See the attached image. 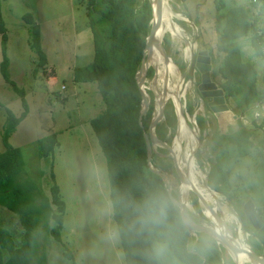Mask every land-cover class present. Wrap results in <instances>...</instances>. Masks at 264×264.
Segmentation results:
<instances>
[{"label":"rangeland","instance_id":"obj_1","mask_svg":"<svg viewBox=\"0 0 264 264\" xmlns=\"http://www.w3.org/2000/svg\"><path fill=\"white\" fill-rule=\"evenodd\" d=\"M141 1L138 0L139 3ZM167 1L173 12L172 19L181 26L182 33L177 35L169 28L163 29L159 21L161 42L166 55L175 67L172 66L170 70L171 82L166 83L164 88L167 89L166 100L162 108L163 115L160 113V118L155 122V134L161 140L170 143V146L177 139V115L173 94L180 79L184 83V85L180 83V89L182 85L184 89L179 99L183 111L190 119L188 124L192 128L186 123L185 126H188L192 133L196 130L195 140L198 137L199 141L197 147L193 148L192 155L196 164L197 178L199 173H205L204 180L208 181L207 173L218 149V146L215 148L213 146L219 135L232 128L229 126L230 123H237L235 125L242 123L254 130V145L249 149L242 151L233 148V143H230L229 192L231 197L215 190L219 195V201L224 203L228 213L234 216L232 220H225L229 231L235 234L240 228L241 230L237 231L238 238L246 244L249 243L250 234L243 232V223L236 208H242L245 200L250 198L258 212L264 216L262 213L264 135L261 129L256 128V124L264 120V100L254 101L249 106H244L241 102L239 86H235L234 95L226 96L223 79L218 71L223 52L217 47L219 36L214 25L215 4L217 1H222L224 4L222 10L235 4H243L248 8L250 17L257 14L262 19H264V10L259 8V3L256 6L252 5L250 0ZM25 13H30L40 25L41 46L46 53L44 66L38 64L39 57L29 43L30 23L24 19ZM1 15L7 34L6 56L9 77L17 86L24 89L28 103L25 116L9 135V142L20 147L25 163V173L49 197H51L50 186L56 182L59 186V195L64 201L62 225L58 230L59 237L56 239L50 231V228L57 224L55 219L50 217L47 228L42 223L35 230V254L44 251L45 264H126L117 226L112 217L106 158L90 124V119L103 111L105 103L96 81H78L73 78L75 66L89 64L93 59V41L87 17L86 0H1ZM261 25L262 22L258 21V26ZM238 41L243 58L250 59L254 63L259 88H264V57L254 54L250 43V32L240 37ZM203 48H207L210 55L211 79L223 88L228 105L234 107L232 109L234 114L231 112L233 118L226 123L221 124L218 121V117L223 118L226 114L225 110H222L211 111L213 115L214 113L217 115H214L213 122L207 124L210 109L206 98L201 97L197 88L199 74L196 70H193L191 75L188 72L191 54ZM3 57L0 34V62ZM148 58L152 60L151 65L155 64L156 70L160 71L159 78L154 77L150 81L148 79H151V76L141 81L145 90L152 92L150 94L147 91L148 97L144 94V118L149 127L165 82L164 78H161V75H164V68L159 61V52L153 44L150 46ZM144 69L145 67L139 72L140 80ZM21 100L20 95L5 80L0 71V151L5 148L2 133L7 113L11 111L15 115L20 114L24 109ZM186 102L191 104L192 112L187 111ZM150 105L152 110L149 115H146ZM242 105L243 112L240 114ZM194 113L195 116L201 114L205 117V127L202 131ZM50 132L56 133L58 142L52 153L40 155L37 140ZM188 134L190 133L184 132V139L177 141V145L181 160L188 162V166H192L190 174L193 177L195 172L193 162L186 161L192 142V136ZM157 143L153 145L155 156L151 159L153 162L151 165L165 171L172 195L176 199L177 196L178 198L181 196L180 200L184 205L185 186L180 182L174 158L167 146ZM197 196L194 191H189L187 214L194 221L213 225L210 212L206 210L207 207L203 202V195L198 198L206 211H203L198 203L201 213L192 202V198L197 199ZM52 206L56 210L55 205ZM217 213L219 214V210ZM244 217L246 223L250 224L245 214ZM18 221L14 211L0 204V222L4 223L0 225L12 230L20 226ZM189 232L193 237H198V232L204 231L190 230ZM204 233L211 236L216 245L223 246V243L213 234ZM155 250L161 264H185L171 253L165 242L156 241ZM225 250L226 254L222 256V259L225 264H230L229 259L232 260V254L229 253L230 250L226 248ZM33 258L34 256L28 264H35Z\"/></svg>","mask_w":264,"mask_h":264},{"label":"trees","instance_id":"obj_2","mask_svg":"<svg viewBox=\"0 0 264 264\" xmlns=\"http://www.w3.org/2000/svg\"><path fill=\"white\" fill-rule=\"evenodd\" d=\"M250 3L254 6L259 3V8L264 10V0H250ZM223 5L222 1L215 4L214 25L219 36L217 47L223 52L218 71L223 79L226 96L234 95L235 86H239L241 102L249 106L254 101L264 100V88H259L257 84L253 61L243 58L238 39L250 32L254 54L264 57V19L257 14L250 17L248 8L243 4L222 10ZM86 6L92 33L93 59L89 64L75 66L73 78L78 81H96L105 103L103 111L92 117L90 124L106 158L112 217L117 226L125 263L161 264L155 250V242L161 241L185 264H225L222 259L226 254L225 247L216 245L207 233L198 232V237L190 234L178 205L171 198L173 193L169 192L164 178L147 161L145 131L148 126L144 115H141L142 95L135 75L152 17L150 0L140 3L138 0H86ZM23 17L30 23L29 43L39 57L38 64L44 66L46 53L41 46L40 25L30 13L23 14ZM258 21L262 22L261 26H258ZM0 34L4 54L0 71L20 95L24 107L18 115L8 111L2 133L5 148L0 151V204L17 214L20 226L11 230L0 225V264H28L33 256L35 264H45V252L35 254V230L42 223L47 228L48 220L52 217L57 224L50 231L57 239L62 225L64 201L56 182L50 186L49 197L25 173L22 151L8 139L25 116L28 103L24 89L9 77L7 34L1 15V0ZM154 71L152 64L146 74L151 77ZM147 91L152 94L150 90ZM186 109L192 112L189 102H186ZM151 110L152 105L146 115ZM195 118L202 131L205 117L196 114ZM256 128L261 129L264 135V120L256 124ZM254 134V130L239 123L217 137L213 148L218 146V149L207 173V182L212 189L231 197L230 143H233V148L247 150L254 145ZM57 142L55 132L40 137L37 140L39 154L49 155ZM197 145L198 137L194 147ZM195 154L199 155L198 152ZM154 156L155 152L152 151L151 159ZM192 202L201 212L198 199L194 197ZM236 211L242 220L243 229L250 234V246L264 256V225L256 230L246 223L242 208L237 207ZM229 261L235 264L231 259Z\"/></svg>","mask_w":264,"mask_h":264},{"label":"water","instance_id":"obj_3","mask_svg":"<svg viewBox=\"0 0 264 264\" xmlns=\"http://www.w3.org/2000/svg\"><path fill=\"white\" fill-rule=\"evenodd\" d=\"M150 2L152 5V17L150 19V27H149L148 34L146 36V42H145V47L143 49L141 61H140L139 67H138V69L136 71V75H135L139 89L141 91V95H142V104H141V109H140L141 115H144V94H146V96L148 97L147 91L141 85V81H143V79H146V77L149 78V76L146 74V70L148 68L146 63H148V61H150L148 58L150 46H151V44L154 45L155 35L159 31L158 23H159V20L163 14V0H156V5H154L151 0H150ZM159 48L161 49L163 54L166 53L165 48L161 42V37L159 39ZM143 66H145V69H144L143 73L141 72L142 73L141 76L142 75L143 76H142V79L140 80V76H138V73L142 70ZM195 67L198 69V71L201 74L200 81L197 84V88H198L202 98H210L207 102L209 109L211 111H214V112H219V111L228 109L229 106L227 104L226 96H225L223 88L218 86L217 83L211 79V76H210L211 61H210V55L208 54L207 48L200 49L197 52V54H195V55L191 54L190 64H189V68H188L189 69L188 72L190 75L193 73V70ZM153 77H155V71H154L152 78L148 79V80L152 81ZM165 79H166V82L162 85V90L160 91V96L158 98V100L160 102H162V101L165 102V99H166L164 88L166 87L167 78H165ZM173 102L175 105V112L177 115V126H178V128H177L176 132H178L179 123H180L179 122L180 121L179 116L183 115V111H182V107H181V101L179 98L175 101L173 100ZM160 113L163 115L162 107H161ZM158 118H160V117L158 115L156 116L154 114L152 117V123L149 125L147 131H145V138H146V143H147V161H148L149 166L155 172L159 173L164 178L166 185H167V189L169 190V192H171L169 184H168L167 179H166L165 171L152 166L151 161H150L151 157H152L153 141L154 140H156V142H160L164 146H167V147L170 146L165 140H161L159 137L156 136V134H153V130L155 128V122L158 120ZM170 150H172L171 146H170L169 151ZM170 154L174 158L175 167H176L177 172L180 176V182L184 183L185 186L187 185L189 187L188 182L185 180L183 173L181 171V167L179 166V163H178L179 162V158H178L179 154L177 152H171V151H170ZM190 186H191L190 188L192 191H194L197 195L198 194L200 195V192L197 190V188L194 184L190 185ZM171 198L178 205L181 218H182L184 224L187 226L189 231L193 230V231L209 232V233L213 234L215 237H217V239H219L223 243V246L228 251H229V248L235 252L243 251V252L247 253V255L249 256V258L251 260V263L259 264V262H260L261 264H264L263 254H260V253L256 252L255 250L249 248V246H250L249 243H247V246L242 245L238 240L239 238H238L237 231L235 234H233L229 231L228 226L226 225L222 214L220 212L218 214L217 210H215V208L209 202H207V200L205 198H204L205 200L203 202H204L205 206L207 207V210L213 216H215L219 219V224L213 222V225H212V224H208L205 222L192 220L189 217V215L187 214L186 204L183 205L181 203V200H180L181 196H180V198H178V196H177V199H176V198H174L173 195H171ZM242 210H243L245 216L247 217V219L249 220L250 224L256 230L260 229L264 225V216H262L258 212L253 201L250 198H247L245 200V202L243 203V206H242ZM262 211L264 213V205L262 206ZM243 232H246V231L243 229ZM229 253H230V251H229ZM231 258L235 264H239L238 259H235L232 256H231Z\"/></svg>","mask_w":264,"mask_h":264},{"label":"bare ground","instance_id":"obj_4","mask_svg":"<svg viewBox=\"0 0 264 264\" xmlns=\"http://www.w3.org/2000/svg\"><path fill=\"white\" fill-rule=\"evenodd\" d=\"M151 1L153 2L154 5H156V0H151ZM172 14H173V12H172V9L169 7L168 1L167 0H163V14H162V17L159 20V21H161V27L163 29H165V30L169 28L172 33L174 31V33H177V35H181L182 28H181V26L176 21H174L172 19V17H173ZM158 29H159V23H158ZM160 36L161 35H160V30H159L158 33H156V35H155L154 46L156 47V49L159 52V61L163 65V68H164V75L163 76L161 75V78H164V82H166V79L165 78H167V83H170L171 82V79L169 77V74H170V70H171L172 66H174V64L171 61V59L168 58V56L166 55V53L163 54V52L159 48V39H160ZM151 61L152 60H150V63H148V64L146 63L147 64V67L151 66ZM145 66H143V67H145ZM153 67L156 70L155 64H153ZM173 72H174V76H176V72H175L174 69H173ZM166 74L168 76H166ZM155 77L156 78H159L160 77V71L159 70H156ZM153 79H154V77H153ZM180 83H183V81L181 82V79L176 84V87H175V90H174V94H173L174 95V101L177 100L180 96L183 95L182 89H184L183 88L184 83H183L181 89H180ZM172 85H174V84H172ZM166 90L167 89H165V96H166ZM163 106H164V102L163 101L162 102L159 101V103L157 105L156 111L154 110V114L156 116L157 115L158 116L160 115L161 107L163 108ZM181 107H182V104H181ZM182 111H183V108H182ZM187 116L188 115L185 114L184 111H183V115L179 116V120H180L179 122L180 123H179V130L176 133V138L177 139L174 141L173 145H171L172 150H170L171 152H177L179 154L178 155L179 156L178 157L179 158V162L178 163H179V166L181 167V171L183 173V176H184L185 180L188 182V185H189V187H188L187 185L185 186V184H184V186H185V203H184V205L186 204V207H187V210H188L189 191L191 190V188H190L191 186L190 185H193L194 184L196 186L197 190L200 192V195L198 194L199 197H201L203 195V197L207 200V202H209L215 208V210H219V212L222 213V216H223L224 220H226V219L232 220V219H234L233 214H231V213L229 214L228 213L225 204L219 201V199H218L219 198L218 193L211 188V186L208 184V182L206 180H204V178L206 177L205 176V173H199L198 174V178L196 177V164H195V161H194V157L192 155H193V148H194V140H195V137L197 136V133H192L191 132V129L190 128H192V127L188 124V120L190 121V119H188L189 117H187ZM185 123L190 128H188V126L186 127L185 126ZM177 128H178V126H177ZM184 132H185V134L186 133H190L191 135L190 134H188V135L189 136H192L191 146L189 147V150H190L189 157L186 154L185 155H186V161H189V163L190 162H193V166H194V169H195V172H194L193 177L190 174V168L192 166H188V164H187L188 162L186 163V162H184V161L181 160V154L179 152V147L177 145V141H181L182 138L184 139V137H185ZM153 134H155V129L153 130ZM198 143H199V141H198ZM154 144H158L156 142V140L153 141V145ZM168 148L170 149V146ZM191 158H193V161H192ZM198 196H197V199H198V202H199ZM200 202H201V200H200ZM205 209L206 208H204L202 206V210L205 211ZM210 218L212 219L213 222L219 224V219L217 217L213 216L211 213H210ZM240 230H241L240 228L237 229V231H240ZM237 234H239V233H237ZM239 242L242 245L247 246V243L246 244H243L242 241H240V240H239ZM249 248L253 249L250 246H249ZM229 250H230V253L232 254V256L234 258H236V259L239 260L238 261L239 264H248V263H251V260H250L249 256L247 255V253H245L243 251L235 252V251H233L230 248H229ZM259 264H261V263L259 262Z\"/></svg>","mask_w":264,"mask_h":264},{"label":"crops","instance_id":"obj_5","mask_svg":"<svg viewBox=\"0 0 264 264\" xmlns=\"http://www.w3.org/2000/svg\"><path fill=\"white\" fill-rule=\"evenodd\" d=\"M228 104V103H227ZM200 106V105H199ZM229 106V108L228 109H226L225 110V112H226V114H224L223 115V118H219L218 117V121L222 124V123H226L227 121H230V118H233V115L232 114H234V112H233V108L234 107H231V105H228ZM198 108H200V107H198ZM209 110V109H208ZM230 112V113H229ZM231 112H232V114H231ZM214 113V112H213ZM194 116H195V113L193 114ZM214 115L216 116L217 114L216 113H214ZM212 113H211V110H209V113H208V116H209V119L207 120V124H210V122H213L214 120V118H215V116H214ZM221 115V114H220ZM219 116V115H218ZM228 124V123H227ZM235 124H237V123H234V122H232V123H230L229 124V126H235Z\"/></svg>","mask_w":264,"mask_h":264},{"label":"flooded vegetation","instance_id":"obj_6","mask_svg":"<svg viewBox=\"0 0 264 264\" xmlns=\"http://www.w3.org/2000/svg\"><path fill=\"white\" fill-rule=\"evenodd\" d=\"M200 49H198V50H196V53H193L194 55L195 54H197V52L199 51ZM194 70H196L197 72H198V74H199V81H200V76H201V74H200V72L198 71V69L195 67L194 68ZM210 98H206V102H208V100H209ZM262 213H263V211H262ZM264 214V213H263Z\"/></svg>","mask_w":264,"mask_h":264}]
</instances>
